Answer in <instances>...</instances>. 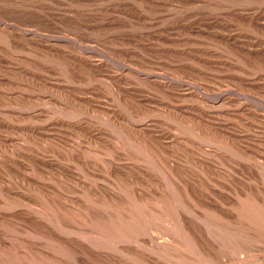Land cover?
<instances>
[{
  "label": "rangeland",
  "instance_id": "1",
  "mask_svg": "<svg viewBox=\"0 0 264 264\" xmlns=\"http://www.w3.org/2000/svg\"><path fill=\"white\" fill-rule=\"evenodd\" d=\"M0 102V264H264V0H0Z\"/></svg>",
  "mask_w": 264,
  "mask_h": 264
},
{
  "label": "bare ground",
  "instance_id": "2",
  "mask_svg": "<svg viewBox=\"0 0 264 264\" xmlns=\"http://www.w3.org/2000/svg\"><path fill=\"white\" fill-rule=\"evenodd\" d=\"M27 34H28V31H27ZM30 34V33H29ZM31 34H34V33H32L31 32ZM35 35V34H34ZM17 37V36H16ZM20 37V36H19ZM31 38H32V35H31ZM47 38V37H46ZM63 38V37H62ZM21 40H23V39H21ZM57 40H58V38H57ZM61 40V39H60ZM27 41V40H26ZM34 41V40H33ZM40 41V40H39ZM24 42V41H23ZM45 42H47V41H45ZM50 43V42H49ZM60 43V42H59ZM62 43V42H61ZM48 44V43H47ZM52 44V43H51ZM57 44V43H56ZM61 45V44H60ZM50 46V45H49ZM47 47V46H46ZM49 48V47H48ZM54 48V47H53ZM59 54H61V53H59ZM82 55V54H81ZM70 56V55H69ZM78 59V58H77ZM84 59H85V57H84ZM85 63V64H87V65H91V63L86 59V60H83L82 61V63ZM86 67V66H85ZM90 67V66H89ZM95 67V66H94ZM95 68H97V67H95ZM129 69V68H128ZM155 79V78H154ZM153 81V80H152ZM158 82V81H157ZM162 83V82H161ZM166 85V84H165ZM159 86H160V84H159ZM187 90V89H186ZM60 92V91H59ZM193 94V93H192ZM8 97V96H7ZM194 97V96H193ZM19 98V97H18ZM219 98H221V97H219ZM47 99V98H46ZM71 99V98H70ZM72 100V99H71ZM45 101V100H44ZM199 101H201V100H199ZM204 101V100H203ZM33 102V101H32ZM198 102V101H197ZM1 103V102H0ZM31 103V102H30ZM76 103V102H75ZM78 103V102H77ZM140 103V102H139ZM84 104V103H83ZM141 104V103H140ZM76 105V104H75ZM142 105V104H141ZM224 106V105H223ZM217 107H219V106H217ZM82 108V107H81ZM150 109V108H149ZM152 109V108H151ZM170 109V108H169ZM204 109H201V111H200V109L198 108V111L199 112H202ZM89 111V110H88ZM205 112V111H204ZM109 114V113H108ZM241 114V113H240ZM244 115V114H243ZM189 117V116H188ZM226 117V116H225ZM249 117H250V115H249ZM114 119V118H113ZM214 120V119H213ZM253 120V119H252ZM195 122V121H194ZM54 123L55 124H57V122H55L54 121ZM59 123V122H58ZM145 123V122H144ZM190 123V122H189ZM204 123V122H203ZM118 124V123H117ZM144 125H146V124H144ZM211 125V124H210ZM147 126V125H146ZM214 126V125H213ZM130 127V126H129ZM141 127V126H140ZM139 127V128H140ZM128 128V127H127ZM142 128V127H141ZM223 129H225V128H223ZM136 130V129H135ZM221 130V129H220ZM157 131V130H156ZM137 132H139V134L140 135H142V136H144L143 134H146L149 138H151V139H153V140H156V143H159L160 141H158L156 138H157V136H155L154 134H153V132H152V130H150L149 128H148V126H147V128H143V129H141V131L139 130V131H137ZM155 132V131H154ZM163 132V131H162ZM19 133V132H18ZM167 133V132H166ZM156 134V133H155ZM159 134V133H158ZM222 135V134H221ZM160 136V135H159ZM226 136V135H225ZM28 137V136H27ZM213 137V136H212ZM145 139V138H144ZM223 139V138H222ZM34 140V139H33ZM55 140V139H54ZM145 140H147V139H145ZM113 141V140H112ZM4 143V142H3ZM232 143V142H231ZM84 144V143H83ZM76 145V144H75ZM242 145V144H241ZM60 146V145H59ZM20 147V146H19ZM160 147H162L163 149H167V146L165 147V146H161V144H160ZM245 151H248V152H252V153H254L255 151L254 150H252V148H250V147H248V146H243L242 147ZM240 150H242V149H240ZM87 151V150H86ZM203 151V150H202ZM242 152H243V150H242ZM113 153V152H112ZM213 153V152H212ZM102 155V154H101ZM197 156V155H196ZM247 156H249V154L247 155ZM106 162V161H105ZM117 166V165H116ZM111 167V166H110ZM209 167V166H208ZM122 168V169H121ZM120 168V165H119V168H118V166L117 167H112V169L113 170H116V171H118V172H120V173H122L123 175H124V179H126V180H130V178H132V179H134V178H136V179H138V178H140V176H139V174H138V172L137 171H141V169L140 168H138L135 164H133V163H131V164H124V165H122V167ZM123 168H124V170H123ZM134 168L137 170V171H135L134 170ZM109 169V168H108ZM214 170V169H213ZM110 171V170H109ZM98 172V171H97ZM183 174V173H182ZM181 173H179L178 175V178L182 181V182H184L185 183V185L186 186H189L190 188L191 187H193L194 186V184L189 180V179H187V177L185 176V175H182ZM121 176V175H120ZM23 177V176H22ZM24 178V177H23ZM224 178V177H223ZM136 179H134V180H136ZM141 179V178H140ZM79 180V179H78ZM128 180V181H129ZM130 182H131V180H130ZM82 183V182H81ZM92 183V182H91ZM121 183V182H120ZM132 183V182H131ZM83 184V183H82ZM20 185V184H19ZM86 185V186H85ZM89 185V189L90 190H96V184H94V185H96V186H94V185H90V184H88ZM134 185V184H133ZM133 185H131L132 187H130L129 188V193H130V196H129V194H128V196L130 197V198H132V199H134L135 201H137V200H139V202L140 201H142V202H144V197L146 198V196L148 195V193H146L142 188H140V187H137V186H133ZM84 186L85 187H87V183H85L84 184ZM104 187V186H103ZM100 188H101V186H100ZM100 188H99V190H100ZM105 188V187H104ZM125 188V187H124ZM89 189H87L86 188V190H89ZM102 189V188H101ZM127 189V188H126ZM71 191V190H70ZM104 193H103V196L106 194H108L109 196H111L112 197V199L113 198H116V199H118V202H120L119 200H124V199H126L125 201H127V200H129V199H127L124 195H122V194H120L119 192H117V191H114L113 189H110V188H106V189H104ZM89 192V191H88ZM92 192V191H91ZM81 193V192H80ZM89 194H91L90 192H89ZM125 194V193H124ZM158 194V193H157ZM95 195V194H94ZM98 195V194H97ZM99 195H100V193H99ZM150 195V194H149ZM148 195V196H149ZM102 196V197H103ZM151 196V195H150ZM160 196V195H159ZM108 197V196H107ZM107 197H105V198H107ZM110 197V198H111ZM128 197V198H129ZM152 197V196H151ZM206 197V196H205ZM64 198V197H63ZM78 198V197H77ZM97 198V197H96ZM95 198V199H96ZM109 198V197H108ZM109 198V199H110ZM57 199V198H56ZM67 199V198H66ZM116 199H114V200H116ZM137 199V200H136ZM147 199V201H148V198H146ZM149 199H150V197H149ZM209 199V198H208ZM113 200V201H114ZM131 200V199H130ZM9 201V200H8ZM22 201V200H21ZM72 201V200H71ZM76 201V200H75ZM110 201L112 202V200L110 199ZM117 201V200H116ZM147 201H145V202H147ZM19 202V201H18ZM59 202V201H58ZM69 202V201H68ZM95 202V201H94ZM99 202V200H97V203ZM122 202V201H121ZM120 202V203H121ZM124 202V201H123ZM132 202H134V201H132ZM138 202V203H139ZM153 202V201H152ZM72 203V202H71ZM79 203V202H78ZM81 203V202H80ZM127 203V202H126ZM126 203H123V204H126ZM137 203V202H136ZM109 204V203H108ZM117 204V203H116ZM143 204H145V203H143ZM142 204V205H143ZM61 205V204H60ZM62 205L65 207V209H67V208H71V205L70 204H68V203H65V202H62ZM73 205V204H72ZM93 205V204H92ZM95 205V204H94ZM120 205V204H119ZM141 205V207H143ZM110 206V205H109ZM105 207V206H104ZM46 208V207H45ZM75 208V207H74ZM77 208H78V206H77ZM143 208H145V205H144V207ZM59 209V208H58ZM85 209V208H84ZM84 209L82 210V212L84 211ZM89 209V208H88ZM101 209V211L100 212H102V208H100ZM108 209V208H107ZM64 210V209H63ZM73 210V209H72ZM80 210V211H81ZM90 211L92 210V206H91V208L89 209ZM96 210H97V208H96ZM114 210V209H113ZM145 210V209H144ZM32 211V210H31ZM36 211V210H35ZM34 211V212H35ZM39 211V210H38ZM69 211V210H68ZM71 211V210H70ZM79 211V210H78ZM88 211V210H87ZM93 211H95V210H93ZM108 211V210H107ZM118 211V210H117ZM119 211H121L120 212V214H121V216H119L120 214H118V215H116L117 217H123V220H124V223L125 222H130V212L127 210V209H125V208H123V210L121 209H119ZM59 212V211H58ZM62 212V211H61ZM104 212H106L105 210H104ZM109 212H113V211H109ZM43 213V212H42ZM84 213V212H83ZM115 213H117V212H115ZM119 213V212H118ZM73 214H75V213H73ZM82 214V213H81ZM88 214H89V212H88ZM91 214V213H90ZM102 214L107 218V214L105 215L103 212H102ZM101 214V215H102ZM114 214V213H113ZM63 215H65V214H63ZM63 215H61V216H63ZM70 215V214H69ZM87 215V214H86ZM99 216L100 215V213H97L96 214V216ZM100 215V216H101ZM109 215V214H108ZM225 215L226 216H228L229 218H234V215H232L231 213H225ZM58 216V215H57ZM66 216V215H65ZM76 216V215H75ZM93 216H95V214L93 215ZM111 216V215H110ZM113 216V215H112ZM33 217V216H32ZM86 217V216H85ZM63 218V217H62ZM100 218V217H99ZM108 218H110V217H108ZM107 218V219H108ZM116 218V217H115ZM44 219V218H43ZM100 219H103V220H106V219H104V218H100ZM118 219V218H117ZM116 219V220H117ZM120 219V218H119ZM118 219V220H119ZM237 219V218H236ZM109 220V219H108ZM115 220V221H116ZM122 220V219H121ZM92 221V220H91ZM112 221V220H111ZM110 221V222H111ZM120 221V220H119ZM119 221H116V222H119ZM74 222V221H73ZM93 222V221H92ZM113 222H114V219H113ZM115 222V223H116ZM141 222V221H140ZM119 223H121V222H119ZM89 224V223H88ZM96 225V224H95ZM110 226H111V224H110ZM189 226H190V224H189ZM232 226V225H231ZM230 226V227H231ZM56 227V226H55ZM87 228H88V226H87ZM228 228V227H227ZM233 228V227H232ZM79 230V229H78ZM229 230V229H228ZM228 230H227V233H228ZM20 232V231H19ZM66 232V231H65ZM194 232V231H193ZM195 233V235H198V238H199V241L201 242V244H202V247H204V249L206 248V246H207V250L208 249H215L216 248V246H217V244H216V242H214V239H213V241H211L210 239H208V237L206 236V235H204V237H201L198 233H196V232H194ZM35 234V233H34ZM82 235V234H81ZM232 235V234H231ZM78 236V235H77ZM87 236V235H86ZM172 236V235H171ZM230 236V235H229ZM13 238V237H12ZM16 238V237H15ZM28 238V237H27ZM77 238V237H76ZM10 239V238H9ZM39 239V238H38ZM72 239H74V238H72ZM78 239V238H77ZM11 240V239H10ZM20 240V239H19ZM71 240V239H70ZM74 243V242H73ZM77 243V242H76ZM78 245V244H77ZM80 246V245H79ZM77 247V246H76ZM83 249V248H82ZM75 250V249H74ZM85 250V252H87L89 255H93V256H98V257H100V258H106V254H103L102 253V251H96V250H93V249H84ZM7 251V250H6ZM11 251H12V249H11ZM21 251V250H20ZM23 251V250H22ZM8 252H9V249H8ZM16 251H14V253H15ZM19 252V251H18ZM24 252V251H23ZM17 253V252H16ZM57 253V252H56ZM80 253H82V251L80 252ZM84 253V252H83ZM13 254V253H12ZM21 254H23V253H21ZM87 254V255H88ZM16 256H17V254H15ZM19 255V254H18ZM59 255V254H58ZM4 256V255H3ZM83 256V255H82ZM9 257V256H8ZM18 257V256H17ZM38 257V256H37ZM86 257V256H85ZM85 257H83V258H85ZM49 259V258H48ZM6 260V259H5ZM50 260V259H49ZM52 260H53V258H52ZM23 261V260H22ZM83 261V260H82ZM28 262V261H27ZM39 262V261H38ZM44 262V261H43ZM48 263H50V262H48ZM22 264V263H21ZM45 264H47L46 262H45ZM51 264H53L52 262H51ZM55 264H57V262L55 263ZM62 264V263H61Z\"/></svg>",
  "mask_w": 264,
  "mask_h": 264
}]
</instances>
